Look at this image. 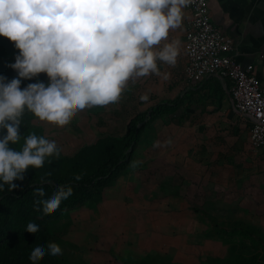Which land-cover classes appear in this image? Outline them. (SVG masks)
<instances>
[{
    "label": "rangeland",
    "instance_id": "rangeland-1",
    "mask_svg": "<svg viewBox=\"0 0 264 264\" xmlns=\"http://www.w3.org/2000/svg\"><path fill=\"white\" fill-rule=\"evenodd\" d=\"M18 54L14 42L0 36V58L6 63L0 69V75L9 81L17 76L9 65L15 62ZM37 79L48 83L46 74L40 73L31 80H22L21 84L26 87ZM175 86L162 83V78L155 75L130 81L128 91L122 95V107L116 108L110 104L107 108L85 109L63 128L40 122L26 113L21 125L22 135L33 132L43 135L56 141L61 150L58 158L46 159L42 168L29 167L27 171L48 174L83 173L90 170L101 156L120 152L121 139L130 116L145 108L153 98L174 94ZM145 93L149 95L147 102L140 100V96ZM222 101L217 100L214 105L208 103V98L193 102L194 119H231L228 107ZM155 119L162 120L152 126L151 139L147 137L143 143L139 138L129 164L114 172L108 181L86 190L83 200L48 215L40 214L32 205L24 207L31 222L38 224L39 231L44 232V237L32 239L35 233L28 234L25 231L28 223L21 224L14 218L12 207H6V218L0 225V244L9 239L34 247H46L49 242H55L60 245L63 254L55 257L45 255L42 259L44 263L87 264L79 243L92 225L90 214L105 213L106 191L112 186L113 176L133 173L140 165L158 157L163 169L160 173L162 180L160 185L148 188V195L176 198L178 205L188 203L192 209L205 210L216 222L207 226V222L200 219L204 216L199 214L200 218L194 217V222L201 224V232L192 234V237L183 235L177 251L151 248L144 255L123 258L121 264H264V151L253 152L245 132L241 131L234 142L227 139L198 141L189 150L194 155V165L199 171L193 175L173 172L175 169L164 167H168L171 160L166 151L174 148V143H180L169 136L174 133L170 127V119L173 118L161 115ZM2 135L3 132H0ZM22 143L23 140L13 147L18 149ZM144 148L155 149L159 154L142 156L139 151H144ZM178 148L183 149L184 144ZM134 163L135 167L132 166ZM134 190L140 197L145 189L138 185ZM186 243H190L193 248ZM165 249H169L168 243ZM27 262L31 264L30 260Z\"/></svg>",
    "mask_w": 264,
    "mask_h": 264
},
{
    "label": "clouds",
    "instance_id": "clouds-1",
    "mask_svg": "<svg viewBox=\"0 0 264 264\" xmlns=\"http://www.w3.org/2000/svg\"><path fill=\"white\" fill-rule=\"evenodd\" d=\"M193 0H0V36L19 50L9 67L17 76L0 75V191H12L29 167L40 169L49 157L60 156L56 141L34 132L22 135L26 113L40 122L65 127L83 110L120 101L129 82L151 75L168 80L161 63L174 67L179 39L170 32L182 27L183 10ZM45 73L23 89L22 80ZM149 101L147 93L140 96ZM23 140L22 145H17ZM139 163V162H136ZM136 163L132 166L135 167ZM47 175H50L48 173ZM77 181L81 176L75 177ZM42 178V183H48ZM73 194L60 187L46 197L34 189V207L54 213ZM30 234L39 225L29 222ZM58 243L36 246L29 255L38 264L45 255H62Z\"/></svg>",
    "mask_w": 264,
    "mask_h": 264
},
{
    "label": "crops",
    "instance_id": "crops-1",
    "mask_svg": "<svg viewBox=\"0 0 264 264\" xmlns=\"http://www.w3.org/2000/svg\"><path fill=\"white\" fill-rule=\"evenodd\" d=\"M207 1L212 22L219 25L233 39L230 51L232 59L241 66L251 63L255 74L264 84V0ZM183 13L182 27L170 32L169 36L170 40L179 39L181 42L177 63L174 67L163 63L159 65L161 73L170 74L168 80L162 79V83L175 84L177 88H174V94L153 98L145 108L160 99L172 98L177 94L183 95V101L174 115L178 116L183 112L184 119H170V127L174 133L169 134L170 138L180 143H174V148L166 151L171 160L168 167H164L175 169L173 172H188L193 175L199 169L194 165V155L189 150L192 145L210 139L215 141L227 139L234 142L241 131L245 132L248 139L251 119L241 116L234 109L225 79L211 76L193 81L185 77L184 38L190 11L185 8ZM127 91L128 88L125 93ZM204 98H208V103L213 105L217 100L218 102L223 100L222 103L227 105L231 119H194L191 104L198 100L201 102ZM122 99L123 97L119 104L111 106L122 107ZM125 103L127 104V101ZM187 113L190 115L187 116ZM158 120L162 119H154L142 130L141 142H146L145 138L152 135V126L156 125ZM148 143L151 144L150 141ZM182 144L184 148H178ZM143 150L139 151L142 156L159 154L152 148ZM263 151L264 148L258 152ZM162 170L158 157H155L148 163L140 165L135 172L122 173L114 178L112 186L106 191L105 213L90 214L92 225L83 241L78 242L83 248L87 264H121L123 258L144 255L151 248L175 252L181 246L179 244L183 235L192 237V234L201 232V224L194 222V217L200 218L198 216L200 214L201 217L204 216L200 219H204L207 226L209 223L215 224V218L205 210L192 209L188 203L184 206L178 205L176 198L148 195L149 187L160 185ZM138 185L145 189L140 197L134 190ZM166 243L169 249H165ZM186 244L190 246V243Z\"/></svg>",
    "mask_w": 264,
    "mask_h": 264
},
{
    "label": "trees",
    "instance_id": "trees-1",
    "mask_svg": "<svg viewBox=\"0 0 264 264\" xmlns=\"http://www.w3.org/2000/svg\"><path fill=\"white\" fill-rule=\"evenodd\" d=\"M6 63L0 58V69H3ZM21 88L24 85L21 84ZM183 101V95L177 94L172 98H163L149 105L143 110L136 111L129 117L126 123L125 132L122 136L121 150L117 154H106L101 156L96 164L88 171L83 173H50L41 174L37 171H26L23 180H15L13 183L17 188L9 191L5 185L4 190L0 191V225L5 220V208L12 207L14 218L21 224L31 222V218L25 212L26 205L34 206V200L38 199L34 195V189L43 187L46 197L51 196L54 191L60 187L71 186L73 194L62 201L59 208L72 206L84 199L86 190L96 187L98 184L108 181L114 172L124 169L130 162L132 151L138 142L142 130L155 118L161 115L171 116L173 119H184L185 113L181 112L175 116ZM190 114L187 113V116ZM79 175L81 179L77 181L75 177ZM115 178V176H113ZM42 178L48 183H42ZM114 180V179H113ZM113 182V181H112ZM43 214L42 210H39ZM45 230V228H44ZM29 234V233H28ZM39 236L44 237V232H37L32 239ZM34 248L29 243H21L12 239L6 240L0 244V264H28L29 255ZM38 264H46L40 260Z\"/></svg>",
    "mask_w": 264,
    "mask_h": 264
},
{
    "label": "built area",
    "instance_id": "built-area-1",
    "mask_svg": "<svg viewBox=\"0 0 264 264\" xmlns=\"http://www.w3.org/2000/svg\"><path fill=\"white\" fill-rule=\"evenodd\" d=\"M187 9L184 75L193 81L211 76L226 80L234 109L251 119L249 147L257 153L264 148V84L251 63L241 66L232 59L233 39L212 22L207 0H193Z\"/></svg>",
    "mask_w": 264,
    "mask_h": 264
}]
</instances>
